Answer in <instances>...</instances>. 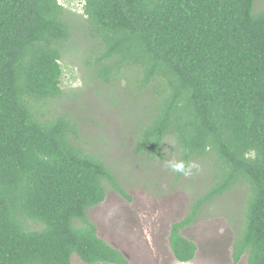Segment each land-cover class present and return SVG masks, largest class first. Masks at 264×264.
I'll return each instance as SVG.
<instances>
[{"label":"trees","instance_id":"obj_1","mask_svg":"<svg viewBox=\"0 0 264 264\" xmlns=\"http://www.w3.org/2000/svg\"><path fill=\"white\" fill-rule=\"evenodd\" d=\"M81 8L93 78L146 93L132 152L165 159L172 137L173 159L210 157L213 182L170 224L174 259L195 257L183 229L242 184L232 263L264 264V10L254 0H82ZM74 18L59 0H0V264H73L74 256L129 264L86 210L105 200L107 185L130 196L82 147L79 122L53 104Z\"/></svg>","mask_w":264,"mask_h":264},{"label":"rangeland","instance_id":"obj_2","mask_svg":"<svg viewBox=\"0 0 264 264\" xmlns=\"http://www.w3.org/2000/svg\"><path fill=\"white\" fill-rule=\"evenodd\" d=\"M81 2L59 0L79 21L64 44L62 95L53 104L79 122L82 147L109 166L130 196L127 199L107 185L105 200L88 208L86 219L104 240L124 252L129 264H233L231 244L241 229L247 187L238 185L204 205L195 221L182 231L195 242V257L188 262L176 261L167 245L169 227L184 217L190 203L213 182L210 157L192 159L190 164L195 163L199 170L192 168L190 176L182 175L175 181L174 172L165 167L173 159L172 137L163 146L165 159L145 162L132 152V135L143 118L146 93L144 98L135 97L131 89L122 86L124 79L120 86H110L93 78L92 69L85 65L93 47L87 32L78 30L87 26ZM260 10H264V0H254V11ZM76 225L83 224L77 221ZM72 263L85 264L77 256ZM237 264H246L245 257Z\"/></svg>","mask_w":264,"mask_h":264},{"label":"clouds","instance_id":"obj_3","mask_svg":"<svg viewBox=\"0 0 264 264\" xmlns=\"http://www.w3.org/2000/svg\"><path fill=\"white\" fill-rule=\"evenodd\" d=\"M82 4V2H81ZM165 167L171 169L173 172L185 175V176H190L192 174V168H196L199 170V166L196 165L195 163L191 164H185L184 161L182 160H175L171 159L166 162Z\"/></svg>","mask_w":264,"mask_h":264}]
</instances>
